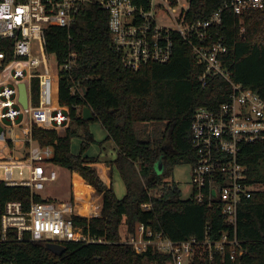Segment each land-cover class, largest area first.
<instances>
[{
    "label": "trees",
    "instance_id": "obj_1",
    "mask_svg": "<svg viewBox=\"0 0 264 264\" xmlns=\"http://www.w3.org/2000/svg\"><path fill=\"white\" fill-rule=\"evenodd\" d=\"M227 0H191L190 20L207 18ZM107 12L91 6L77 15L69 27L45 29L48 51L62 65L70 53L76 64L71 70H58V102L69 110V122L63 134L56 129L31 128L33 140L41 147H51L49 163L64 167L74 180L91 185L101 197L99 215L73 216L72 221L105 243L64 242L60 255L46 248L43 241H9L0 243V264H167L170 254L148 245L138 253L131 244L122 243L126 234L136 235L143 224L153 234L180 242L189 238L218 240L223 232H232L220 204L213 199L198 202L194 195L182 199L179 189L166 178L174 165L195 162L190 145V121L199 106L215 108L227 98L230 84L222 76H209L204 88L198 76L203 67L195 63L189 44L174 35L173 54L164 64L149 63L138 71L124 67L112 46ZM218 35L226 46L220 55L230 79L264 98V6L233 15L223 12ZM11 54L7 59H11ZM78 92L72 94L73 86ZM32 104H37V79L31 80ZM86 105L92 119L83 120L81 107ZM63 118L65 107H59ZM98 120L116 150L114 159L106 161L109 177L115 169L125 186L117 198L111 184L99 177L94 163L98 157L82 154L93 140L87 123ZM148 130V134L145 132ZM81 139V151L71 153L73 137ZM237 161L246 168L245 183L258 186L237 206L236 237L244 252L234 259L213 250L195 254L188 264H264V140L241 144ZM160 165V166H159ZM30 189L7 186L0 180V203L30 201ZM34 200H41L36 193ZM149 204V207H143ZM201 251V250H200ZM198 251V252H200Z\"/></svg>",
    "mask_w": 264,
    "mask_h": 264
},
{
    "label": "built area",
    "instance_id": "obj_2",
    "mask_svg": "<svg viewBox=\"0 0 264 264\" xmlns=\"http://www.w3.org/2000/svg\"><path fill=\"white\" fill-rule=\"evenodd\" d=\"M191 0H0V75L11 62H25L27 75L18 80L14 74L0 82V163H16L6 176V167L0 166L7 186L30 189L28 206L20 200L0 203V243L9 241H43L63 244L68 241L105 243L104 237L92 236L88 228L73 223V216H97L101 201L97 198L86 215L76 211L80 202L52 203L34 200L33 194L57 178L54 166L49 163L53 149L41 147L31 134L36 125L44 129L65 130L69 110L58 102V70H71L76 64L75 54L59 65L54 54L46 47L45 29L50 26L69 27L77 15L91 6L107 12L111 43L121 64L138 71L149 63H167L173 54L174 35L189 44L195 63L203 67L198 76L204 88L209 76H222L230 84L227 98L215 108L197 107L190 121V145L195 162L191 166V185L194 199H215L221 206L232 232H223L211 241L192 237L180 242L153 234L143 224L137 226L136 235L126 234L123 227L122 243L131 244L138 253L148 245L164 254H170L167 264H188L195 254L206 251L208 258L213 250L229 258L243 254L244 249L236 237L238 203L258 187L245 183L246 168L237 161L243 143L264 140V98L250 88L233 82L223 67L220 55L226 52L223 38L217 28L222 25L223 12L231 10L240 16L245 11L260 9L264 0H227L207 18L190 20L188 10ZM36 53V54H33ZM11 54V59H7ZM55 58L53 65L51 57ZM37 79V104H32L31 80ZM25 83L27 106L19 100V83ZM78 92L73 86L72 94ZM56 101L65 107L67 115L58 118V110L51 108ZM20 128L21 138L14 129ZM7 130L9 135H7ZM23 143L24 156L13 154ZM99 197V196H98ZM81 203V202H80ZM149 207V204H143ZM201 250V251H200ZM200 251V252H198Z\"/></svg>",
    "mask_w": 264,
    "mask_h": 264
},
{
    "label": "rangeland",
    "instance_id": "obj_3",
    "mask_svg": "<svg viewBox=\"0 0 264 264\" xmlns=\"http://www.w3.org/2000/svg\"><path fill=\"white\" fill-rule=\"evenodd\" d=\"M36 54V53H33ZM51 61L53 65L55 64V58L52 56ZM17 70L18 72L14 74L19 81L22 80L27 75L26 65L12 63L7 67L0 75V82L9 77L10 74H13ZM21 83V82H20ZM19 83V84H20ZM22 97L20 100L24 102L23 98V88L20 87ZM25 105V104H24ZM55 110H58V118H63L59 107L57 104L53 107ZM87 130L91 133L93 140L90 141L82 150V154L88 157H98L100 161L99 163H103V161H109L114 159L116 155V150L114 148L113 143L110 140L106 139V131L100 124L98 120H91L87 123ZM14 132L17 133L21 138H23V132L20 128L14 129ZM59 134H63L64 131L59 129ZM146 133L148 130L145 131ZM148 134V133H147ZM7 135H9V131L7 130ZM1 146H4V142H0ZM70 150L73 154H78L81 151V139L77 136L71 139ZM13 154L17 155L19 158L24 156V147L23 143L19 146L15 147ZM0 158H3L0 155ZM5 163H0V166L6 167V176L9 177L10 170L15 167L16 163L10 162L7 165ZM107 166V164H105ZM97 166V165H96ZM98 168V166H97ZM96 168V170H97ZM54 169L57 172V178L45 184L43 189L37 190L35 193L40 196L41 199L52 202V203H61V202H69L71 201L72 196H74L73 191V183L72 176L69 170L64 167H55ZM98 173V172H97ZM4 176L3 170L0 169V178ZM100 177V176H99ZM110 178V177H109ZM166 181L171 185H175L179 191L182 199L189 198L192 193V185H191V164L189 163H178L174 165L171 175L166 178ZM111 186L117 198L123 197L125 193V186L123 181L121 180L118 172L113 169L111 172ZM258 187V186H256ZM260 188H264V185H260ZM99 195L95 191V189H91L89 193V198L96 203V199L99 198ZM75 198V196H74ZM78 200V199H77ZM80 201V200H79ZM81 202V201H80ZM78 203L77 206L83 204V202ZM100 210V209H99ZM87 212V211H86ZM123 233V227L121 228Z\"/></svg>",
    "mask_w": 264,
    "mask_h": 264
},
{
    "label": "bare ground",
    "instance_id": "obj_4",
    "mask_svg": "<svg viewBox=\"0 0 264 264\" xmlns=\"http://www.w3.org/2000/svg\"><path fill=\"white\" fill-rule=\"evenodd\" d=\"M14 62H11L10 64H12ZM17 64H23L26 65L25 62H15ZM7 67H9V65ZM6 67V68H7ZM56 105V101L53 102V105L51 106V108H53ZM98 168L101 174H103V177L105 179V181H107V177L105 176V167L102 164H98ZM73 190H74V195L76 197V199L80 200L81 202H83L82 205L80 206H76L75 209L77 212H79L82 215H86L90 212V210H92V206L93 204L90 203L89 198V193L91 192V187L90 186H86V185H82L80 183L75 182L73 185ZM87 211V212H86Z\"/></svg>",
    "mask_w": 264,
    "mask_h": 264
},
{
    "label": "water",
    "instance_id": "obj_5",
    "mask_svg": "<svg viewBox=\"0 0 264 264\" xmlns=\"http://www.w3.org/2000/svg\"><path fill=\"white\" fill-rule=\"evenodd\" d=\"M21 86H22L23 91H24V94H23L24 102H22L20 100V98L22 97L21 90H20V87ZM18 87H19V100H20L21 104L24 107H26L27 106V98H26L25 83L24 82H21ZM81 117H82L83 120H90L93 117L90 109L86 105H83L81 107ZM46 248L48 250H50L51 252H53L54 254H56V255H60L64 251V249H65V247L63 245H61V244H55V243H46Z\"/></svg>",
    "mask_w": 264,
    "mask_h": 264
},
{
    "label": "crops",
    "instance_id": "obj_6",
    "mask_svg": "<svg viewBox=\"0 0 264 264\" xmlns=\"http://www.w3.org/2000/svg\"><path fill=\"white\" fill-rule=\"evenodd\" d=\"M101 162H102V161H101ZM103 163L106 164V161H103ZM98 164H101V163L97 162V163H94L93 165L97 168ZM105 164H104V167H105V176L107 177L108 180L105 181V179H104V177H103V174H101L100 171H99V168H97V172H98V175L102 178V181H103L107 186H109V185L111 184V180H110L109 175H108V173H109V172H108V171H109V167L106 166ZM96 165H97V166H96ZM102 165H103V164H102ZM71 176L73 177L72 174H71ZM81 179L83 180L84 183H81V182H79L78 180H74V179H72V183H73V185H74L75 182H77V183H80V184H82V185L90 186L91 189H94L91 185H89L88 183H86L82 177H81ZM73 191H74V190H73ZM99 199H100V201H101V197H100V195H99ZM84 201H86V200H84ZM84 201H83V202H84Z\"/></svg>",
    "mask_w": 264,
    "mask_h": 264
}]
</instances>
